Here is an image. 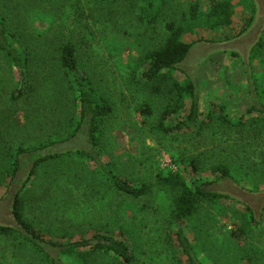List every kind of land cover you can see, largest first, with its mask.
Segmentation results:
<instances>
[{"label":"rangeland","instance_id":"rangeland-1","mask_svg":"<svg viewBox=\"0 0 264 264\" xmlns=\"http://www.w3.org/2000/svg\"><path fill=\"white\" fill-rule=\"evenodd\" d=\"M213 1L158 0V23L153 30L142 21L149 12L143 0H113L111 3L97 0H0V21L6 26L5 29L0 24V39L7 32L13 33L12 38L17 42L15 46L23 56H26V50L31 53L27 70L32 73L36 86L44 92L36 99L29 97L25 102L16 103L18 108L13 107L10 113L6 101L9 100V91L17 85L18 74L0 54V114H10L0 127L12 130L8 135L15 141H18L15 134L19 131L29 145L58 131L59 138L64 137V128H59L66 124L72 95L58 90L63 87L64 78L58 55L62 43L72 40L78 50L79 62L91 72L98 93L110 97L115 103L114 123L107 138L108 150L131 181L137 185L147 182L155 186L160 171L171 170L180 172L190 186L203 184L210 189L211 184L222 179L213 171L212 165L226 159L228 163H238L249 171L248 176L239 179L243 187L264 190V134L258 135L250 130L248 133L229 131L231 133L227 134L223 126L215 124L201 130L202 122H209L207 115L210 111L219 112L222 107L227 115L239 121L252 118L254 113L248 112L251 107L263 106L259 85L264 88V46L261 55H257L253 52L255 44L251 50L243 44L228 45L231 50L224 45L248 34L256 17L253 0H231L235 15L230 27L184 37L194 47L202 41V36L208 43H219L217 49L201 59L196 58L195 64L190 62L175 71L181 82L186 81L189 74L196 81L200 107L196 125L179 134L161 132L156 124L171 102L169 91L172 86L164 85L163 92L155 94L142 77L143 70L149 65L144 58L148 51L161 45L167 34V22L178 19L182 12H188L191 4L198 3L204 10L210 8ZM261 40L264 41V34ZM187 102L184 111L169 115L166 123L179 122L189 111L190 102ZM144 105H150L153 110L148 122H143L145 118L141 114ZM34 111L39 122L30 125L29 114ZM73 111L78 114V106ZM254 129L253 126L251 130ZM87 132L83 126L77 136L66 143L71 144V151L91 149ZM239 143H243L241 146H245V151L227 152V146L235 148ZM193 156H198L202 162L199 171L174 160L180 162ZM2 160L0 158V169L4 166ZM33 161L32 156L23 160L15 180L0 181V203L14 181L18 187L26 179V187L19 191H22L27 216L38 227L66 231L77 239L84 230L95 228V225L108 222L113 229L123 225L127 240L134 241L133 245L139 247L138 264H175L173 251L167 248L166 228L172 209L167 204V199L172 196L169 187H156L154 195L149 193L138 199L122 194L97 179L93 159L78 152L41 164L36 175L27 181ZM1 211L0 218L6 219V208ZM259 223L252 221V213L245 204L222 199L203 202L195 215L184 219L180 225L191 243L201 240L199 248L202 250L198 254L192 252L194 263L215 264L211 259L215 254L210 241L216 240L223 248L233 246L237 249L245 244L243 240L236 242L231 238V231L238 227H245V237L254 248L264 249V212ZM214 231L216 235L211 238ZM12 242L10 237L0 234V262L37 264L29 251L12 246ZM180 256L187 263V256ZM61 263L78 264L67 254L61 257ZM96 264L116 263L99 258Z\"/></svg>","mask_w":264,"mask_h":264},{"label":"trees","instance_id":"trees-1","mask_svg":"<svg viewBox=\"0 0 264 264\" xmlns=\"http://www.w3.org/2000/svg\"><path fill=\"white\" fill-rule=\"evenodd\" d=\"M102 3H111L113 0H97ZM147 3V17L142 19L153 30H156L158 23V12L156 10L158 0H143ZM235 13L231 0H214L210 8L202 10L198 3L190 5L188 12H182L178 19H170L166 24V36L163 38L159 47L148 51L144 60L149 61V65L142 72V77L146 81L148 87L152 88L155 94L163 92L164 85H171L170 93L172 95L171 102L161 115L156 127L165 134H179L184 130L196 125L200 116V107L197 100L196 81L189 74L186 81H179L175 76V71L182 69L190 49L193 46L185 40L186 35H195L202 32H208L215 28L230 27L233 23ZM0 24L6 29L5 22L0 21ZM11 35V36H10ZM13 33H5L0 39V54L4 60L10 65L12 70L18 74V82L9 93V100L6 105L10 110L13 107L18 108L16 103L25 102L31 98L42 96L44 92L40 87L36 86V81L32 77V73L27 70V66L31 61V53L26 50V56L15 46L17 42L13 40ZM202 41H206V37L202 36ZM264 46V41L260 40L255 45L253 52L261 55V50ZM236 55V54H234ZM59 69L63 74L61 86L58 90L71 93L68 115L66 116V124L60 127L64 137L59 138V131L45 137L38 143H30L18 131L15 135L18 136V141L11 140L8 132L12 131L9 128L0 127V158L3 159V168L0 169V181L3 183L7 178L10 181L15 180L17 171L24 159L28 156L34 158L33 168L27 179L29 181L32 176L36 175L39 166L51 159L61 158L69 153L78 152L82 155L89 156L95 163V177L105 183L111 189L133 198H141L151 193L154 195V188L169 187L171 190V199H167V204L172 207L170 210L169 219L167 222L166 232L168 235L167 248L172 249L173 260L175 264H195L193 261L192 252L199 253L201 240L194 243L190 242L189 236L184 232V228L180 223L187 218L192 217L198 211L199 206L203 202H216L222 199H232L229 196L210 191L205 185L190 186L180 172L160 171L157 175V184L142 182L137 185L125 175L118 165L116 159L108 150L107 138L110 135V128L114 123L115 103L110 97L101 95L96 90L95 81L92 78L91 72L86 67L81 66L78 57V50L75 42L69 40L62 43L59 47ZM188 75V74H187ZM191 76V77H190ZM260 93L264 99V88L261 85ZM263 92V93H262ZM43 93V94H42ZM190 102L188 113L180 119L179 122L169 124L166 119L171 114L184 111L187 106V101ZM64 103L61 98V103ZM62 103V104H63ZM78 106V114L74 108ZM219 112L210 111L207 115L208 121H203L201 127L205 130L208 125L223 126L227 134L229 131L246 132L249 130L258 135L264 134V103L263 106H253L248 111L254 113L251 119L243 118L234 120L222 107ZM15 113V112H14ZM13 113V114H14ZM35 111L29 114L28 123L36 125L39 117H34ZM143 118L147 119L143 122H148L153 110L150 105H144L141 109ZM2 115V117H1ZM33 115V117H32ZM10 114H0V123L7 122ZM27 123V124H28ZM59 124L61 121L58 122ZM85 127L88 131L89 142L91 149H83L71 151V144L66 143L75 138L78 132ZM254 126V130H251ZM72 128H75L72 130ZM222 128V127H221ZM200 133V131H198ZM13 137V135H11ZM226 136V135H225ZM19 142V143H15ZM226 142L229 144L230 139ZM238 144L233 148L227 146V152L245 151V146ZM95 152V153H93ZM198 156H193L191 159H185L177 163H186L192 166L194 171H199L203 165ZM226 159L217 161L213 164V171L218 174L219 178H232L239 185V179L249 175V171L243 169L238 163L230 164ZM244 163V162H242ZM257 167V163H254ZM252 167V166H250ZM250 170V169H249ZM23 183V187H26ZM243 187V185H241ZM24 187V188H25ZM245 188V187H243ZM246 189V188H245ZM248 190V189H247ZM250 191H260L258 188ZM160 191V189L157 190ZM234 203L236 202L235 199ZM247 210L252 213V221L260 225V219L254 215L252 208L246 206ZM14 215L23 230L12 227L0 226V234L6 235L13 241L12 246L21 247L33 256L37 264H62L61 257L64 254L74 258L78 264H96L97 260L102 258L111 259L116 264H138L139 262V247L134 246V241H128L125 230L122 227L113 229L111 224L106 222L102 225H95V228L84 230L77 239H73V235L68 232L55 231L49 227H38L26 214V205L22 196V191L16 195L13 206ZM245 227H238L235 231H231V238L236 242L243 240L245 244L235 247L223 248L216 240H211V249L215 264H264V249L254 248L252 243H249L245 237L247 232ZM216 231V228H215ZM215 231L211 233V238L216 235ZM195 236V235H194ZM172 240V241H171ZM224 242V241H223ZM222 244V243H221ZM251 247V248H249ZM256 249L252 253V250ZM180 255L187 256V263L183 261ZM196 260V259H195ZM0 264H14L4 263ZM23 264V263H15Z\"/></svg>","mask_w":264,"mask_h":264},{"label":"water","instance_id":"water-1","mask_svg":"<svg viewBox=\"0 0 264 264\" xmlns=\"http://www.w3.org/2000/svg\"><path fill=\"white\" fill-rule=\"evenodd\" d=\"M253 1L256 5L257 17L254 19V22L251 28L249 29V32L255 26L256 22L259 21L260 19V16L258 15L259 11H261L260 3L264 4V0H253ZM263 34H264V19L262 20V25L255 36L256 38L255 39L256 41L254 42L255 45L261 40ZM32 168L33 165L29 169V173L27 174V177H29ZM25 180L26 179H24L23 182H25ZM22 187H23V183L20 184L16 189H12V188L10 189L8 194L5 196L6 198H8V204L6 206L4 205V200L1 201L0 212H2L1 210H3L4 208H6L7 213L5 217L6 219L0 218V226L12 227L19 230H23L22 226L18 223L13 212V206L15 203L16 195L19 192L20 188ZM210 187H211L210 191L229 196L232 199H235L236 201L243 203L246 206L252 208L255 217L257 219L261 218V214L264 212V190L262 191L247 190L243 188L241 185H239L232 178H222L220 181L211 184Z\"/></svg>","mask_w":264,"mask_h":264},{"label":"flooded vegetation","instance_id":"flooded-vegetation-1","mask_svg":"<svg viewBox=\"0 0 264 264\" xmlns=\"http://www.w3.org/2000/svg\"><path fill=\"white\" fill-rule=\"evenodd\" d=\"M260 9L261 11H259V16H260V19L259 21L256 22L255 26L252 28V30L249 32L248 30V34L246 36H242L241 38H236V39H233L231 41H228L227 43H225L224 45H226V49L227 50H231L230 48H228V45H237V44H243L247 47V49L249 48V50H251V46L254 44V36H256L258 30L260 29L261 25H262V20L264 19V4H261L260 3ZM257 15V13H256ZM257 17V16H256ZM255 17V18H256ZM254 22V21H253ZM253 24V23H252ZM252 26V25H251ZM251 28V27H250ZM198 45L197 46H193L191 49H190V53L189 55L187 56L185 62H184V65H189V63H196V58H199L201 59L203 56H205L206 54L210 53L212 50L214 49H217V44L219 45V43H211L208 41H201L199 43H197ZM21 169H19L18 171V176H19V172H20ZM17 176V178H18ZM16 182L14 181L12 183V189H14L16 186ZM10 198V196H9ZM4 200V205L6 206L8 204V198L4 197L3 198Z\"/></svg>","mask_w":264,"mask_h":264}]
</instances>
